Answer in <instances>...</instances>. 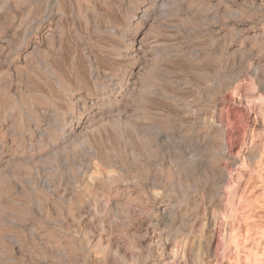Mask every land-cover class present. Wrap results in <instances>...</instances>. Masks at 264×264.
Segmentation results:
<instances>
[{
  "label": "rangeland",
  "instance_id": "1",
  "mask_svg": "<svg viewBox=\"0 0 264 264\" xmlns=\"http://www.w3.org/2000/svg\"><path fill=\"white\" fill-rule=\"evenodd\" d=\"M0 264H264V0H0Z\"/></svg>",
  "mask_w": 264,
  "mask_h": 264
},
{
  "label": "bare ground",
  "instance_id": "2",
  "mask_svg": "<svg viewBox=\"0 0 264 264\" xmlns=\"http://www.w3.org/2000/svg\"><path fill=\"white\" fill-rule=\"evenodd\" d=\"M138 42V41H137ZM134 43V42H133ZM138 50V49H137ZM101 109V108H100ZM80 123V122H79ZM143 225V224H142Z\"/></svg>",
  "mask_w": 264,
  "mask_h": 264
}]
</instances>
